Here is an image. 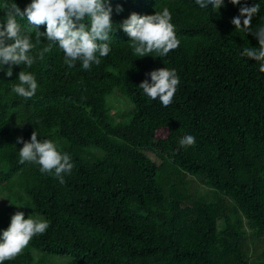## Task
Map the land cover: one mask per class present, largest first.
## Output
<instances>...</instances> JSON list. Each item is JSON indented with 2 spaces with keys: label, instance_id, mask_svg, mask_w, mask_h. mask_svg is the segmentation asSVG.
<instances>
[{
  "label": "trees",
  "instance_id": "obj_1",
  "mask_svg": "<svg viewBox=\"0 0 264 264\" xmlns=\"http://www.w3.org/2000/svg\"><path fill=\"white\" fill-rule=\"evenodd\" d=\"M27 2L16 0L21 9ZM112 5L115 23L168 6L181 46L163 61L133 57L117 29L113 52L91 71L66 69L53 49L33 66L40 88L27 102L6 91L19 68L11 78L0 73V228L12 204L50 221L6 264H48L50 256L66 264H264L251 241L264 243V74L235 54L257 45L230 23L238 6L226 0L208 15L189 0ZM163 66L180 78L168 109L137 88ZM33 130L73 157L65 184L17 163L16 137ZM185 133L196 143L179 149Z\"/></svg>",
  "mask_w": 264,
  "mask_h": 264
},
{
  "label": "clouds",
  "instance_id": "obj_2",
  "mask_svg": "<svg viewBox=\"0 0 264 264\" xmlns=\"http://www.w3.org/2000/svg\"><path fill=\"white\" fill-rule=\"evenodd\" d=\"M227 3L238 6L237 14L230 20L234 29L238 33H250L257 41L255 47L239 48L235 53L237 58L246 62L254 60L258 73L264 74V14L255 26H251L253 17L264 13V0H254L251 4L248 0H227ZM189 6L198 13L219 15L220 9L226 7V0H189ZM113 11L112 0H28L23 9L16 0H0V73L11 78L14 68H19L15 79L8 80L7 93L14 94L21 102L36 96L40 84L32 71L33 66L53 49L61 55L62 66L66 69L79 64L81 70L91 71L100 66L113 52L117 29L128 37L127 47L133 57H159L163 61L170 52L180 48L181 40L168 6L152 14L132 11L119 23L113 21ZM122 11V6L116 4L115 12ZM2 81L5 79L0 78ZM179 86L177 71L163 66L148 71L137 88L143 97L168 109ZM34 124L37 129L42 126L39 119ZM195 143L196 137L185 133L178 147L187 149ZM16 144L22 146L17 150ZM16 144L13 145L19 165L34 166L40 174L65 184V177L73 171L74 161L54 138L33 130L28 139L17 136ZM12 205L17 210L10 215L7 227L0 228V264L15 260L34 237L45 234L50 227V221L42 215L26 216L19 210L26 207Z\"/></svg>",
  "mask_w": 264,
  "mask_h": 264
},
{
  "label": "rangeland",
  "instance_id": "obj_3",
  "mask_svg": "<svg viewBox=\"0 0 264 264\" xmlns=\"http://www.w3.org/2000/svg\"><path fill=\"white\" fill-rule=\"evenodd\" d=\"M115 105L114 106H117L118 105V102H115L114 103ZM125 109L126 111H131V107L128 105V106H125ZM116 108L113 109V111L115 112ZM208 188H203V191L207 190ZM209 195L212 196L213 195V191L210 190L209 191ZM0 199H3L2 196L0 197ZM252 242H255L256 245H257V253L256 255H261V254H264V243L261 241V240H257V239H252L251 240ZM49 262L48 264H66V259H59V257H56V256H50L49 257Z\"/></svg>",
  "mask_w": 264,
  "mask_h": 264
}]
</instances>
